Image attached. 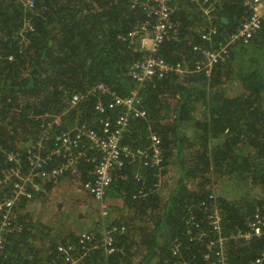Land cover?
I'll use <instances>...</instances> for the list:
<instances>
[{
    "label": "trees",
    "instance_id": "1",
    "mask_svg": "<svg viewBox=\"0 0 264 264\" xmlns=\"http://www.w3.org/2000/svg\"><path fill=\"white\" fill-rule=\"evenodd\" d=\"M207 1L213 9L169 0L173 25L155 55L185 71L155 74L138 88L128 72L149 50L130 33L147 11L132 0H0V181L12 165L9 153L23 166L49 156L44 165L58 168L62 157L51 154L57 136L77 125L97 128L108 117L93 109L95 95L69 103L73 93L100 83L108 91L105 102L112 93L137 90L147 113L132 121L124 143L146 148L147 136L160 139L158 162L150 149L114 170L107 186L105 199L121 200L117 208L125 212L110 224L123 227L111 233L115 251L106 255L97 246L79 264H218L211 250L218 237L228 264H254L262 254L264 264V228L254 235L248 227L256 213L264 216V29L248 42L230 41L248 8L242 0ZM209 28L216 32L203 39ZM204 40L225 51L208 74L193 72ZM90 168L78 164L81 181L92 179ZM170 170L174 177L165 178ZM10 189L0 183V198ZM27 200L20 197L17 206ZM17 215L16 229L4 235L0 264H60L57 246L82 233L71 228L62 239L37 236L30 220ZM215 215L219 228L211 224ZM96 225L83 232L99 236Z\"/></svg>",
    "mask_w": 264,
    "mask_h": 264
},
{
    "label": "built area",
    "instance_id": "2",
    "mask_svg": "<svg viewBox=\"0 0 264 264\" xmlns=\"http://www.w3.org/2000/svg\"><path fill=\"white\" fill-rule=\"evenodd\" d=\"M248 8V15L244 17L236 31L228 36L230 41L241 40L248 42L258 32L264 29V0H242ZM31 4V1L29 2ZM133 5H139L147 11V19L143 21L140 29L136 28L130 33V36L138 34L140 48L149 50V54L132 63L129 69V75L136 82L138 88L143 86V82L153 75H164L171 70L182 74L185 70L180 64L176 66L165 62L162 58L155 55L158 45L169 35V29L172 22L170 15L174 10L169 5V0H132ZM202 5L207 9H212V3L202 0ZM154 16V19H153ZM27 25V22H25ZM216 30L209 28L203 33L202 38H209ZM147 41V43H146ZM205 44L200 46L204 48L201 52V59L194 63L193 72L205 71L206 74L214 63L223 59L224 48L219 46L215 48V43L211 40H204ZM149 44V45H148ZM148 46H150L148 48ZM107 88L103 84H97L83 92H76L70 96V107H75L79 101L89 95H95L96 99L93 109L97 113L108 112V117L98 121V127L87 126L86 124L77 125L75 129L66 130L57 136L59 147L52 150L62 158L59 160V167L49 168L45 166L49 156L42 158L40 155L30 159L28 166H23L18 154L9 153L6 158L12 165L4 171V177L0 183H10L11 189L8 195L0 198V253L5 246V234L16 229L13 220L14 207L20 197L28 200L33 194L41 190L45 183L54 184L65 171L77 173L76 167L81 161L84 164L90 163L92 170V179L81 181V188L92 198L101 202L105 199V191L110 185L114 170L123 166L134 164L140 157H145L147 151L153 149V160L159 161V137L151 134V145L146 148L143 146H132L123 142L125 133L129 131L132 121L146 116V111L140 106V97L137 90L131 91L127 95H118L112 93L110 99L105 102ZM108 97V96H107ZM41 147V144L38 143ZM138 163V162H137ZM23 167L25 170H23ZM211 224L219 228L218 216ZM251 234L259 235L264 228V216L256 213L253 219L248 223ZM123 231L122 226L109 225L104 228L99 236L82 232L75 243L58 245L57 256L60 264H79L82 259L97 246H101L106 255L115 251L111 233ZM240 237L242 234H239ZM249 233L245 237H249ZM209 243H212L210 241ZM91 249V250H90ZM214 249L215 257L213 263L228 264L224 252V245L220 237L217 238ZM207 255H209L207 253ZM263 254L257 257L254 264H260ZM54 260L55 264L58 262Z\"/></svg>",
    "mask_w": 264,
    "mask_h": 264
},
{
    "label": "rangeland",
    "instance_id": "3",
    "mask_svg": "<svg viewBox=\"0 0 264 264\" xmlns=\"http://www.w3.org/2000/svg\"><path fill=\"white\" fill-rule=\"evenodd\" d=\"M174 175L170 170L164 177L173 178ZM167 184L172 183L167 180ZM162 195H167V191L163 190ZM236 195L240 196L239 193ZM38 198L40 199L38 204L31 203V206H37L35 211H30L31 220L37 234L45 233L48 237H50V234L46 231L49 229L66 232L74 228L72 230L76 233L94 229L95 223H97L96 227L100 226L98 230L96 229V233H98L99 230L109 226L114 217H121L125 214L124 211L118 210L122 206L119 199L111 198L112 200L105 199L101 202L92 198L81 188L78 173L73 171L60 177L53 184L50 191L42 193ZM109 205H114L110 214L108 212ZM39 212H42V216ZM46 215L50 216V222L45 219L44 216Z\"/></svg>",
    "mask_w": 264,
    "mask_h": 264
},
{
    "label": "crops",
    "instance_id": "4",
    "mask_svg": "<svg viewBox=\"0 0 264 264\" xmlns=\"http://www.w3.org/2000/svg\"><path fill=\"white\" fill-rule=\"evenodd\" d=\"M192 1L198 3L200 5V7H201L202 0H192ZM40 191L42 193H44V192L50 191V189L46 190V189H44V186L42 185L41 190L36 192L31 200H27V202L25 204H23L24 206L22 208H20V206H17L18 205L17 204L15 209H14V211H13V217H18L20 215H17V214L21 213V215H24V220H26V217H27L28 220H30V223L28 224V228H32L37 236H38V234H37V231L35 230V226L32 223L31 212L30 211H33V210L35 211V209L37 208V206L36 207L31 206V203H36V204L39 203L40 199L38 197H40L41 195L40 196H35V195L37 193H39ZM39 214L42 216V212H39ZM49 215H50V213H49ZM44 217H45V219L47 221H49V222L51 221L50 216L46 215ZM46 233L50 234V237H48V239H51L52 237H54L55 234H58L59 239L65 238V237L70 235V233H68V232H58V231H55L53 229L47 230ZM51 234H54V235H51Z\"/></svg>",
    "mask_w": 264,
    "mask_h": 264
},
{
    "label": "clouds",
    "instance_id": "5",
    "mask_svg": "<svg viewBox=\"0 0 264 264\" xmlns=\"http://www.w3.org/2000/svg\"><path fill=\"white\" fill-rule=\"evenodd\" d=\"M201 6H202V8H206L207 6L206 5H202L201 4ZM213 7H212V9L214 8V5H212ZM147 140H148V138H147ZM34 196V195H33ZM105 200V199H104Z\"/></svg>",
    "mask_w": 264,
    "mask_h": 264
}]
</instances>
